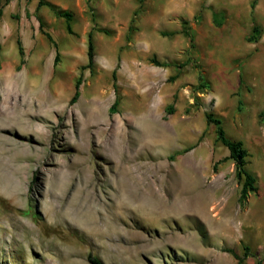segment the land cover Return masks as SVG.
Wrapping results in <instances>:
<instances>
[{"label": "rangeland", "instance_id": "obj_1", "mask_svg": "<svg viewBox=\"0 0 264 264\" xmlns=\"http://www.w3.org/2000/svg\"><path fill=\"white\" fill-rule=\"evenodd\" d=\"M44 1L73 35L38 0H0V264H264V0ZM206 113L248 151L258 192L244 205ZM125 167L147 210L119 263L71 225L72 205L89 183L98 208L117 203Z\"/></svg>", "mask_w": 264, "mask_h": 264}, {"label": "bare ground", "instance_id": "obj_2", "mask_svg": "<svg viewBox=\"0 0 264 264\" xmlns=\"http://www.w3.org/2000/svg\"><path fill=\"white\" fill-rule=\"evenodd\" d=\"M92 117H93V115H92ZM120 150L121 149H119L118 151H120ZM121 152H125V151H121ZM120 155H123V154H120ZM123 158H125V156H123ZM121 169H122V171H119L120 176L122 177L121 183L117 184V185L112 184V186H110L111 189H113L114 185H116V188L114 187V189H113V195L116 194V196L119 197V198H116V199H118V202L113 203L112 205L108 206L107 210H104L102 208V206L100 208H98L97 203H95V201L92 198L93 195L89 191L88 186L91 183H89V185L84 184V186L82 185L80 189L79 188L76 189V193L84 196V198L81 199V197H79V198H77L78 201L76 204H74V205L71 204L72 206H74V209L76 211V220L74 222L71 219L70 220H71V222H73V224H71V225L74 228L75 227L79 228V230L82 231L86 235L87 240H95V242H97L100 246H103L104 248H106L109 251V253H111L110 255L113 259H116L117 261H119V263H126L128 261H126L127 259L125 256L129 255L131 253V247H130L131 243H132L131 236L133 235V233L131 235V227L129 225V220L132 218V214H133L134 209H135V212H141V213H144L145 210H147V209L145 208V206L142 203L143 200L140 199V201L137 202V200H138V199H136L137 195L134 194L135 189L133 190V188H132V183L134 182L133 172H131L129 170V167L128 168L125 167V168H121ZM82 170H84V169H82ZM75 173H76V171H75ZM78 173H80L79 170H78ZM87 184H88V182H87ZM141 185H139V186L141 187ZM139 186H137V187H139ZM134 187H136V185ZM142 195H144V194H142ZM140 198H141V196H140ZM145 198H148V196ZM155 198H156L155 200H157V197H155ZM160 200H159V202H163ZM151 202H153V199ZM160 204H161V206L158 207V209L161 208V217H162L165 214L167 215V213H165V212H166V210H167L166 208L168 206H166V204L165 205L162 203H160ZM154 205H156V204H154ZM157 206H159V205H157ZM172 207H174V206H172ZM176 207H177V205L175 206V209H176ZM169 209H171V207ZM169 209H168V212H169ZM83 212H86V213L83 214ZM46 215H47L48 219L56 220L57 217L61 216V213L58 209L53 207L50 212L46 213ZM70 215H71V213H70ZM157 215H159V214H157ZM67 217H68V213H65V216L63 217L62 223L66 221ZM35 224L36 223H34L33 225H35ZM58 224H60L59 221L57 222V225ZM52 229L53 228H49L48 231H52ZM134 237H136V236H134ZM120 243H122L123 245ZM49 245H51V244L49 241H47V247ZM140 246H141V244H140ZM46 250L48 251V248Z\"/></svg>", "mask_w": 264, "mask_h": 264}, {"label": "trees", "instance_id": "obj_3", "mask_svg": "<svg viewBox=\"0 0 264 264\" xmlns=\"http://www.w3.org/2000/svg\"><path fill=\"white\" fill-rule=\"evenodd\" d=\"M255 1L252 3V7L255 5ZM46 6L50 8L57 17L63 18L65 20V29L66 32L70 35H73L72 28H71V20L72 15L69 12H59L56 10L51 4L46 3L44 0H38V5L36 8V11H38L41 7ZM2 16V7H0V17ZM39 22V29L40 32L44 35V37L47 39L49 43H51L54 48L56 49V45L52 40V37L43 31V22L41 19H38ZM258 35V28L256 26L253 27V30L248 37L249 42H255ZM17 50L18 54L22 57L23 56V49L21 45V41L19 39L16 40ZM1 49V48H0ZM58 52L56 51L55 57H54V64H57L58 62ZM94 44H93V35L92 33L88 34V40H87V64L85 68L91 69L94 64ZM152 63L156 64L157 66H160L158 62H155L152 60ZM113 79H115V75L113 74ZM203 78L202 76L199 77V82H202ZM81 85V79L79 78L74 85V93L69 101V105L74 104L80 95L79 89ZM118 104V100H115L114 104L110 107L109 111L110 113H114V110L116 109V106ZM240 104V102H239ZM169 113L173 112V106H169L168 110ZM205 121L206 125H213L215 128V134L216 139L218 142H220L228 151V159L233 162L235 167V175L237 180L241 181V189L238 197V202L240 205H244L251 194H256L258 192V188L256 186V178L250 173L248 170V151L246 150L243 142L238 140L230 139L223 128L222 121L219 118H215L213 114L206 113L205 114ZM247 250V249H245ZM233 256L236 259H239L237 254L231 252ZM248 254H245L247 256ZM88 261L91 264H101L97 259L89 257Z\"/></svg>", "mask_w": 264, "mask_h": 264}]
</instances>
